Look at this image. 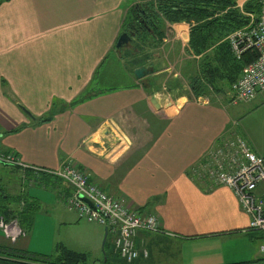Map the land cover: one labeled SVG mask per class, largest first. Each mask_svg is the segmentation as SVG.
Segmentation results:
<instances>
[{"label":"crops","instance_id":"0c3cea01","mask_svg":"<svg viewBox=\"0 0 264 264\" xmlns=\"http://www.w3.org/2000/svg\"><path fill=\"white\" fill-rule=\"evenodd\" d=\"M127 5L126 0L0 1V143L34 167L0 162V220L10 210L23 212L26 200L18 198L27 194L40 208L57 209L79 241L105 236L102 224H80L69 210L68 183L35 169L56 170L71 161L110 195L157 216L161 231L137 233L133 264L238 263L226 261L225 239L243 232L261 242V233L249 230V217L229 187L208 188L192 168L231 132L264 159V91L244 105L230 104L222 93L205 94L206 102L198 103L188 95L173 99L159 93L164 88L147 92L117 52ZM169 24L186 29L189 41V24ZM29 181H44L38 191L46 196L25 192ZM30 232L43 236L32 228L21 236ZM67 240L57 243L78 246ZM9 241L0 228V248L12 249ZM19 242L12 250L28 251L22 238ZM196 244L204 245L203 253Z\"/></svg>","mask_w":264,"mask_h":264},{"label":"built area","instance_id":"2783aa9c","mask_svg":"<svg viewBox=\"0 0 264 264\" xmlns=\"http://www.w3.org/2000/svg\"><path fill=\"white\" fill-rule=\"evenodd\" d=\"M246 15L250 18V24L233 32L229 41L236 58L240 59L248 51H256L257 58L245 66L240 78L232 85L228 100L233 105L252 102L259 92L264 91V0H260L258 14ZM192 99L206 102V98L201 96L193 95ZM0 162L23 170L34 168L24 164L15 153L4 150L1 143ZM35 169L47 171L72 187L71 194L66 198L67 207L74 210L79 218L104 225L115 251L127 263L134 262L139 256L135 238L140 230H161L156 215L144 214L131 208L120 197L110 195L91 182L88 172L71 161L56 170ZM192 170L198 179L207 181L210 188L227 186L233 191L241 210L249 217V230L261 233L260 258L256 263L264 264V159L252 150L243 136L231 132L220 137L194 164ZM81 194L92 205L82 200ZM0 228L14 241L25 234L17 215L11 218L1 216ZM144 252L147 255V249Z\"/></svg>","mask_w":264,"mask_h":264},{"label":"trees","instance_id":"16d2710c","mask_svg":"<svg viewBox=\"0 0 264 264\" xmlns=\"http://www.w3.org/2000/svg\"><path fill=\"white\" fill-rule=\"evenodd\" d=\"M127 7L128 11L123 23V32L128 31L130 34L134 32L130 44L137 49L138 53L146 50L144 42L149 39V36H154L158 39L164 37L162 24L165 25L167 22H186L190 24L187 48L197 58V62H195L196 68L194 73L189 75V86L196 97L205 96L208 91V84L213 85L218 93H222L224 96L228 95L232 89V85L242 75L245 66L257 58L256 51H248L240 59L236 58L232 52L229 36L236 30L250 24V18L246 13L258 14L260 12V0H246L242 7L238 4V0H150L143 7L141 6V10L139 11L141 14H138L139 9L136 10L131 5H127ZM129 7L131 8L129 9ZM146 10L153 11L156 19L155 21H147L146 27L143 30L135 32V29L133 30L130 27L131 22L134 20L135 15H143V11ZM126 47L117 48V52L121 58L123 57L121 51ZM144 55L145 59L150 56L146 52H144ZM124 57L135 59L137 52H132L131 54L125 51ZM153 59L154 57L148 58L144 63L140 64L133 63L128 69L134 74L135 68L149 65L150 60ZM155 72L156 68L153 70V73ZM154 79V77H150L149 86L143 79L139 80V82L147 92L150 91L149 88L152 86L156 92L161 88L156 87ZM181 87L178 80H173L166 85V89L170 92ZM225 89L227 93H225ZM84 98L83 96L77 99L71 105L83 101ZM40 121H45V119H41ZM189 175L194 178L191 172H189ZM207 186L210 188L208 182ZM18 199L21 200V197ZM38 207L39 205L35 201H25L24 211L15 212L10 210L9 218L17 215L21 227L29 231L35 215L33 212L32 217V211ZM25 213L29 214V216L31 215L28 221L24 220L22 216ZM109 239L110 237L107 235L103 244L105 252L103 259L95 260L93 263L89 262L88 253L76 251L61 243H57L54 254H41L31 251L14 252L12 249L5 248V250L0 248V264H133L134 262L127 263L115 251L114 245L113 251L108 252L112 242Z\"/></svg>","mask_w":264,"mask_h":264},{"label":"rangeland","instance_id":"374dc122","mask_svg":"<svg viewBox=\"0 0 264 264\" xmlns=\"http://www.w3.org/2000/svg\"><path fill=\"white\" fill-rule=\"evenodd\" d=\"M136 1H139V2L134 3L135 6L136 4L143 3V1L141 0H136ZM245 1L238 0V4L242 7ZM126 2L129 5L131 3V0H126ZM141 6L143 7V5H139L138 9H141ZM130 8L131 7H129V9ZM162 29H163V34H164V37L162 39H158L154 36H149V39H147L144 42L145 49H146L144 52L150 54L148 58L155 57V59L150 60L149 66H151L153 70L154 68H156L158 75H154L153 73H151L150 75H146L145 77H143V79L146 77H152V78L154 77L156 87L161 88V90H163L164 85H168L173 80H178V83H180L182 86L181 88H179L181 89L180 91H178L179 89H175L172 92H170L169 90H163V91H160L159 93L161 92H162L161 94L170 93L173 96V99H175L179 95H185V96L188 95L189 97L190 96L192 97L193 93L190 91L189 75L191 73H194V70L196 68L195 62H197V58L192 53H190V51L187 48L188 41L186 40V36H185L186 29L184 30L181 27L177 28L176 25L170 26V24L168 23H165V25L162 24ZM177 33H179L180 35H177ZM126 46L127 47L123 51H121V54L123 56L122 59L123 61H125V64H127L126 66L128 68H130L132 66L131 64L133 63H137V64L144 63L148 59V58L145 59L144 52L138 53L137 49L134 48V46H131L130 43H128ZM125 51L126 53L129 52L131 54L132 52L133 53L137 52V57L135 59L132 57H124ZM146 84L149 86L150 81L146 80ZM207 88H208V91L206 92V94H213V97L217 95L218 92L216 91V89H214L213 85L208 84ZM225 93H227L226 89H225ZM228 95L226 96L221 95L220 97L223 99L224 98L228 99L229 98ZM198 103H201V102H198ZM241 105H244V104H241ZM44 183H45L44 181H41L40 183L29 181V183L26 184L25 186L26 187L25 192L26 190H29L31 191L32 194L37 193L42 196H46V194L41 192L43 190L42 186H44ZM38 190H41V191H38ZM259 190H261V187H259ZM22 199H25L28 202L38 201L36 199L28 197L27 194H22L21 200ZM14 201L18 202V200H14ZM1 202H2V199L0 198V203ZM65 204H67V201H65ZM71 211L75 212L74 210H71ZM33 212L35 213L36 218L33 221L32 226L30 227L35 232V235H43V236H30L32 234V232H30L28 233V236L18 237L16 239L18 240V242H13L14 241L13 238L7 236L8 239H10L9 242L12 244L11 246L12 249H19L18 247L14 245L15 243L19 244L20 243L19 240L20 238H22V241L25 243V245L29 247V248H26L28 251L32 250L31 252H35V253H38L36 251H44V252L48 251L47 253L54 254L56 243L58 241L66 242L68 241L67 238H69V239H73L74 241H76L78 243V246L76 244V246H73L74 249L71 247H68V248L77 251L78 249H80L79 245H83V247H85V249L88 250L89 262L93 263V261L95 260L103 259L104 250L102 246H103L104 236H80V241H79L78 240L79 236H75L77 233H76V230L73 229V225L66 223L64 220L59 218L57 209H54L51 212L50 210H48V206L45 209H42L39 207L32 211V217H33ZM75 214L78 216L76 212ZM22 216L24 217V220L26 221H28L29 218L31 217V215L29 216V214L27 213L22 214ZM79 220H83L80 222V224L89 225L93 228L95 225L99 226L97 225L96 222H91L84 218H79ZM101 226L100 228L103 232V235H105V226L103 225ZM68 234L69 236H67ZM249 236L243 232H240L237 235V238L236 236L229 237V239L233 240L232 242L227 241L229 239H225L226 261H227V258L229 259L231 257L230 261L238 262L234 264H255L256 262L258 263V260H255V259L259 255L258 249L260 245L259 244L260 240L259 238H253ZM25 237L27 238L25 239ZM234 244L236 245L235 248L232 247V245ZM72 245H75V244H72ZM195 248H196V251L199 253H203L205 250L203 244H196ZM111 250L113 251L112 242H111L108 252H110ZM84 251L85 250L81 252H84ZM188 251H189V246L187 247V253ZM14 252H18V250H14Z\"/></svg>","mask_w":264,"mask_h":264},{"label":"water","instance_id":"95a60500","mask_svg":"<svg viewBox=\"0 0 264 264\" xmlns=\"http://www.w3.org/2000/svg\"><path fill=\"white\" fill-rule=\"evenodd\" d=\"M132 35H133V33L130 34L128 31L121 33V35L118 38L116 47L118 49H121V48L125 47L132 40ZM152 72H153V68L151 66H149V65L140 66V67H137V68L134 69V75L136 76V78L138 80L143 79V77H145L146 75L151 74ZM143 80L145 82L146 78L143 79ZM163 88L165 90L166 89V85H164ZM152 101L155 103V105L158 104V106H159V103L157 102V98L156 97H153ZM79 196H80V198L82 200H84V201L88 202L90 205H92L91 201L88 200L86 197H84L82 194L79 195ZM106 238H107V228H105V236H104L103 244H104Z\"/></svg>","mask_w":264,"mask_h":264},{"label":"flooded vegetation","instance_id":"af4514ba","mask_svg":"<svg viewBox=\"0 0 264 264\" xmlns=\"http://www.w3.org/2000/svg\"><path fill=\"white\" fill-rule=\"evenodd\" d=\"M139 2V1H136V3ZM136 8V10L138 9L139 7V4H136V6H133ZM141 9L138 10V14H141L139 11ZM148 11V12H147ZM137 13V11H136ZM134 13V14H136ZM143 15H135L134 16V20H132L131 22V25L130 27L133 28V30L135 29V32H139L141 30H143L144 27H146V24H147V21L150 22V21H155L156 17H155V14L153 11L151 10H146V11H143ZM133 32V31H131ZM133 35H134V32H133Z\"/></svg>","mask_w":264,"mask_h":264},{"label":"clouds","instance_id":"9594fccd","mask_svg":"<svg viewBox=\"0 0 264 264\" xmlns=\"http://www.w3.org/2000/svg\"><path fill=\"white\" fill-rule=\"evenodd\" d=\"M132 2L129 4V5H131V6H135L134 5V3H136V0H131ZM141 1H143V3L142 4H139V5H144V4H146L147 2H149L150 0H141ZM127 11H128V9H127ZM168 23V22H167ZM169 24V23H168ZM187 24H189V23H187ZM190 25V24H189ZM121 35V34H120ZM153 73V72H152ZM150 75V74H149ZM147 78V77H146ZM145 79V78H144ZM167 90V89H166ZM190 91H191V89H190ZM192 92V91H191ZM229 94V93H228ZM193 96V95H192ZM229 96V95H228ZM189 97V96H188ZM199 97V96H198ZM189 98H192L191 96L189 97ZM228 100V99H227ZM229 101V100H228ZM107 235H108V233H107Z\"/></svg>","mask_w":264,"mask_h":264}]
</instances>
